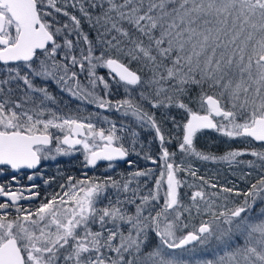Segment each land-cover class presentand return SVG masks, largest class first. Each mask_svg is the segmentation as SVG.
I'll return each mask as SVG.
<instances>
[{"label":"snow or ice","instance_id":"snow-or-ice-1","mask_svg":"<svg viewBox=\"0 0 264 264\" xmlns=\"http://www.w3.org/2000/svg\"><path fill=\"white\" fill-rule=\"evenodd\" d=\"M0 264H264V0H0Z\"/></svg>","mask_w":264,"mask_h":264},{"label":"trees","instance_id":"trees-1","mask_svg":"<svg viewBox=\"0 0 264 264\" xmlns=\"http://www.w3.org/2000/svg\"><path fill=\"white\" fill-rule=\"evenodd\" d=\"M54 94L57 96H61L60 92L56 89L55 86H51L50 89ZM62 99L67 100L66 95L62 96ZM69 108L75 109V105L69 106ZM67 111V109H65ZM158 119H163L161 113H157ZM166 128H170V125L165 124ZM197 147L201 150L215 154L217 156L223 155V153L230 148H245L247 144H241L239 142H225L224 138H221L216 132L214 131H207L205 130L202 134L198 136V139L196 141ZM236 143V144H235ZM61 161L57 160L53 162L51 168V176L49 178L55 177L56 179L52 183L50 188V191L57 188L58 183L62 182L60 179L62 173H61ZM196 167L199 168V174L203 175L205 179L211 181V182H218L221 185L231 186L233 183L236 184V186L239 189H246L248 181L245 182L240 179L241 173H240V166L236 167H230L226 168L219 164H209L208 162H202L197 161ZM128 167L124 166L120 170L117 171H127Z\"/></svg>","mask_w":264,"mask_h":264},{"label":"flooded vegetation","instance_id":"flooded-vegetation-1","mask_svg":"<svg viewBox=\"0 0 264 264\" xmlns=\"http://www.w3.org/2000/svg\"><path fill=\"white\" fill-rule=\"evenodd\" d=\"M150 135H151V137H153L154 133L150 132ZM241 144H247V142H241ZM157 145H158V141H156V145H154V147L152 146V152H153L152 154L153 155H157L158 154L159 150H158ZM251 147H259V145L258 144H254V145L253 144H247V146H245V148H251ZM242 159L247 160V159H252V158L249 157V156H245ZM58 160L61 161V166L60 167H61L62 175L71 174V175H75L77 177H80L82 175V171H83L82 165H81L82 156L80 154H77V155H74V156H71V157H60ZM55 161H57V160H55ZM55 161H48V162H45V164L43 165L42 171H43L44 179H49V177L51 176V171H52L51 166H52L53 162H55ZM141 161H140V163H141ZM145 163H141L142 167L145 166ZM124 166L128 167L125 163H122V162L119 163L118 166H117V170H120ZM105 167H106V164L105 163H101V164L98 165V167L96 169H88V174L90 176L93 175V174H95V175L107 174V173H105ZM240 168H242V166H240ZM256 178H257L256 174L253 173V175L248 180L247 186H249L250 183L255 182ZM23 182L27 183V180H24ZM35 182L41 185V189L43 191V189H44L43 180L37 179ZM48 191H50V188H48Z\"/></svg>","mask_w":264,"mask_h":264},{"label":"rangeland","instance_id":"rangeland-1","mask_svg":"<svg viewBox=\"0 0 264 264\" xmlns=\"http://www.w3.org/2000/svg\"><path fill=\"white\" fill-rule=\"evenodd\" d=\"M54 86V85H53ZM57 89V88H56ZM58 90V89H57ZM58 92H59V90H58ZM66 98H67V100H65V99H62L63 101H68L69 103H68V107L69 106H71V105H75V107L77 106V102L76 101H73V100H71L67 95H66ZM62 107H63V105H62ZM89 110H92L91 108H89ZM112 118L113 119H115V120H119V117H118V115L117 114H112ZM142 139L144 140V142H145V145L147 146V144H148V141L149 140H152V137H151V135H150V132H142ZM241 143V142H240ZM236 144V143H235ZM238 144H239V142H238ZM154 145H156V141L155 140H153L152 141V144H151V151H152V146L154 147ZM153 153V152H152ZM60 157H58L57 158V160L59 159ZM132 159H137V157H135V156H132L131 157ZM141 161V160H140ZM140 161H139V163H140ZM141 163H145V161H141ZM141 163H140V166L142 167V165H141ZM206 163V162H205ZM209 164H219V165H222L223 167L225 166L226 168H230V166L227 164V163H212V162H208ZM236 166H238V165H233V166H231L232 167V169H233V167H236ZM240 173H241V170H240Z\"/></svg>","mask_w":264,"mask_h":264},{"label":"water","instance_id":"water-1","mask_svg":"<svg viewBox=\"0 0 264 264\" xmlns=\"http://www.w3.org/2000/svg\"><path fill=\"white\" fill-rule=\"evenodd\" d=\"M103 163V162H102Z\"/></svg>","mask_w":264,"mask_h":264}]
</instances>
